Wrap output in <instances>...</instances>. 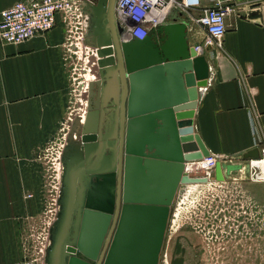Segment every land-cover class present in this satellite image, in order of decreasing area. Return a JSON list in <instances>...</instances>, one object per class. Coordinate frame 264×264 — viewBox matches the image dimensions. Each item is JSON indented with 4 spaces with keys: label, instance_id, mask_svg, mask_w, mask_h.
<instances>
[{
    "label": "water",
    "instance_id": "1",
    "mask_svg": "<svg viewBox=\"0 0 264 264\" xmlns=\"http://www.w3.org/2000/svg\"><path fill=\"white\" fill-rule=\"evenodd\" d=\"M108 3L109 31L94 44L98 75L84 93L87 113L80 137L85 172L76 178L61 264H95L112 215L96 264L117 219L102 264H156L178 184L224 181L237 170L248 177V158L258 150H249L240 162L217 160L208 177L184 173V161L209 154L193 126L209 75L205 54L188 45L185 21L160 25L142 39L124 37L113 21V0ZM107 141L109 147L104 144L90 154V144ZM103 154L109 157L106 162Z\"/></svg>",
    "mask_w": 264,
    "mask_h": 264
},
{
    "label": "crops",
    "instance_id": "2",
    "mask_svg": "<svg viewBox=\"0 0 264 264\" xmlns=\"http://www.w3.org/2000/svg\"><path fill=\"white\" fill-rule=\"evenodd\" d=\"M16 1L0 0V12ZM84 1L89 5L99 0ZM108 1L96 4L100 35L109 31ZM210 4L202 0V5ZM233 7L225 16L221 44H204L199 51L205 54L209 75L193 126L209 153L221 161L240 162L243 154L264 142V2L235 0ZM198 13V9L183 14L173 9L167 20L185 21L187 43L194 48L207 36L195 20ZM75 26L70 35L57 13L54 25L44 32L17 43L0 39V264L25 257L22 243L32 210L28 194L34 191L36 172L33 152L67 113L77 60L74 42L82 28ZM231 178L249 180L243 170L224 181Z\"/></svg>",
    "mask_w": 264,
    "mask_h": 264
},
{
    "label": "rangeland",
    "instance_id": "3",
    "mask_svg": "<svg viewBox=\"0 0 264 264\" xmlns=\"http://www.w3.org/2000/svg\"><path fill=\"white\" fill-rule=\"evenodd\" d=\"M91 3L89 9L82 10L79 26L84 35L78 39L80 48L70 79L67 113L59 128L33 152L34 191L28 194L32 210L22 247L25 256L35 255L43 264L61 262L76 178L84 171L79 160V152L83 151L81 128L87 113L84 93L95 75V65L88 57L101 32L97 29L101 24L96 22L97 3ZM221 235H227L225 239L231 243L238 239V264H249L251 257L254 264H264L263 183L237 178L179 183L169 205L156 264H214L217 251L211 244Z\"/></svg>",
    "mask_w": 264,
    "mask_h": 264
},
{
    "label": "built area",
    "instance_id": "4",
    "mask_svg": "<svg viewBox=\"0 0 264 264\" xmlns=\"http://www.w3.org/2000/svg\"><path fill=\"white\" fill-rule=\"evenodd\" d=\"M106 1L99 0L97 6ZM210 1L211 4L205 6L202 5V0H114V24L122 29L124 36L126 34L128 37L142 39L158 26L166 24L173 9L179 10L182 14L191 9H198L199 13L195 20L205 28L207 33L203 44L195 46L199 52L203 50L204 44H221L226 29L225 16L234 9L235 0ZM85 7L89 9V5L84 0H18L0 12V39L17 43L36 33L44 32L54 25L57 13H60L68 24V32L71 35L73 30H77L75 25L81 24V18L84 15L82 10ZM174 20L176 19H172ZM82 35L84 32L80 28L74 42L76 53L80 48L78 39ZM95 49L94 45L88 57L91 64L95 65L93 78L98 75ZM257 150L256 157L248 158L250 172L247 178L253 181H264V142L257 146ZM217 160H219L218 156L209 153L200 159L185 161L186 167L183 172L190 173L195 169V173H203L208 177ZM6 264H43V262L39 257L31 255Z\"/></svg>",
    "mask_w": 264,
    "mask_h": 264
},
{
    "label": "flooded vegetation",
    "instance_id": "5",
    "mask_svg": "<svg viewBox=\"0 0 264 264\" xmlns=\"http://www.w3.org/2000/svg\"><path fill=\"white\" fill-rule=\"evenodd\" d=\"M113 214V213H112ZM113 217V215H112ZM112 217L110 219V222L109 224L107 225V228H106V232L104 233V236H103V239H102V242H101V245L98 249V253H97V258L95 260V264L97 263L100 255H101V251L103 249V245L105 244V241L107 240L108 236H109V232L111 230V223H112ZM117 224H118V219L115 223V227L112 229L111 231V235L109 237V240L107 242V246H106V249L103 253V258L100 262V264H102L103 260H104V256L107 252V249L111 243V240H112V237H113V234H114V231H115V228L117 227ZM233 238L235 236L232 235ZM227 237V235H221V236H218V237H215L214 239H216V243L215 242H212L211 245H214L215 249H216V254H215V260L213 261L214 264H238L239 263V248H238V244H236L238 242V239L235 241V243H231L229 242V239H225ZM209 245V244H207ZM231 248V250L229 249ZM237 253H236V251ZM235 251V253H234ZM67 251L64 250V254L66 253ZM230 252H233V254H230ZM248 263L249 264H254V258L251 257L249 260H248Z\"/></svg>",
    "mask_w": 264,
    "mask_h": 264
},
{
    "label": "bare ground",
    "instance_id": "6",
    "mask_svg": "<svg viewBox=\"0 0 264 264\" xmlns=\"http://www.w3.org/2000/svg\"><path fill=\"white\" fill-rule=\"evenodd\" d=\"M185 71H183V73H184ZM182 73V74H183ZM183 88L185 89V86H183ZM161 135V134H160ZM165 136V135H164ZM80 142H82V141H80ZM83 144V143H82ZM100 144V143H99ZM99 144H97V145H89V148L91 149V152H90V154H96L97 152H100V149H101V147H104V144H106V147L108 146L109 147V143H108V141L107 142H103V145L102 146H99ZM82 146V145H81ZM89 149V150H90ZM82 151V150H81ZM79 152V160H80V167L82 168V170H83V165H84V157H83V155H84V153H83V151L82 152ZM103 159V161L104 162H106L107 160H109V157L107 156V155H105V154H103V157H102ZM194 171H192V173H195L196 172V170L195 169H193ZM85 171H82V173H84ZM196 174V173H195ZM93 180V179H92ZM91 180V181H92ZM104 182H109L108 184L111 186V182H110V179H107V180H105ZM104 182H101V186H102V189L103 190H106L105 191V193L104 194H107V186H106V183L104 184ZM208 182H210V180L209 181H207V182H204V183H208ZM90 184H91V182H90ZM184 184H187V183H184ZM191 184H201V183H191ZM114 186H115V189H116V177H114ZM90 188H91V185H89V188H88V190H90ZM94 198H96V195L95 196H93ZM93 198V199H94ZM114 206H115V203H114ZM59 264H60V262H59ZM82 264H85V263H82Z\"/></svg>",
    "mask_w": 264,
    "mask_h": 264
}]
</instances>
